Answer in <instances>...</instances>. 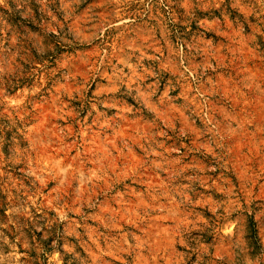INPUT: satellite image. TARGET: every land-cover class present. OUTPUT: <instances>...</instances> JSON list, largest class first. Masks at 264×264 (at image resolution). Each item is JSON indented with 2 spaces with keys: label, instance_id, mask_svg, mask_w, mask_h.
I'll use <instances>...</instances> for the list:
<instances>
[{
  "label": "rangeland",
  "instance_id": "374dc122",
  "mask_svg": "<svg viewBox=\"0 0 264 264\" xmlns=\"http://www.w3.org/2000/svg\"><path fill=\"white\" fill-rule=\"evenodd\" d=\"M0 264H264L261 0H0Z\"/></svg>",
  "mask_w": 264,
  "mask_h": 264
},
{
  "label": "clouds",
  "instance_id": "9594fccd",
  "mask_svg": "<svg viewBox=\"0 0 264 264\" xmlns=\"http://www.w3.org/2000/svg\"><path fill=\"white\" fill-rule=\"evenodd\" d=\"M261 8L264 9V0H261ZM260 14V13H258Z\"/></svg>",
  "mask_w": 264,
  "mask_h": 264
}]
</instances>
